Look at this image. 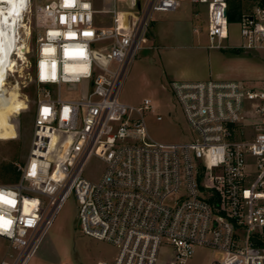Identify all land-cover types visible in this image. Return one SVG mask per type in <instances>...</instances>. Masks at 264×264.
<instances>
[{
    "label": "built area",
    "instance_id": "2783aa9c",
    "mask_svg": "<svg viewBox=\"0 0 264 264\" xmlns=\"http://www.w3.org/2000/svg\"><path fill=\"white\" fill-rule=\"evenodd\" d=\"M32 1L18 0L17 42L25 48L9 55L28 65L26 79L18 67L3 79L20 89L29 80L35 109L20 178L0 183V237L9 243L0 264H28L71 195L83 233L118 250L96 264H157L164 247V264H185L201 247L224 254L214 264H264V82L171 80L190 136L155 140L146 120L152 100L129 104L120 91L153 14L187 0H112L100 10L92 0H45L34 9ZM189 1L206 6L210 48L264 50V6L238 15L235 46L224 44L228 0ZM99 13L110 14L111 25L99 26ZM63 85L82 92L65 98ZM92 160L101 166L97 178L86 174Z\"/></svg>",
    "mask_w": 264,
    "mask_h": 264
},
{
    "label": "rangeland",
    "instance_id": "374dc122",
    "mask_svg": "<svg viewBox=\"0 0 264 264\" xmlns=\"http://www.w3.org/2000/svg\"><path fill=\"white\" fill-rule=\"evenodd\" d=\"M44 1L33 0L32 9L39 2ZM92 1L95 8L99 10L112 7V0ZM236 1L240 3L241 12H248L256 6L264 5V0ZM117 8L119 10L130 9L125 2H119ZM165 14L167 13L156 12L153 14L147 34L148 43L131 64L120 91V100L138 105L145 98H150L155 111L146 115L149 133L155 140L173 142L188 139L190 130L184 114L170 90L171 79H261L264 78V50L245 51L240 49L250 55H242L241 59L235 55L231 48H209L206 6L193 4L189 0L184 1L177 12L173 13L177 26L168 34L166 33L164 39L156 42L153 40L155 36L151 33L155 25L160 23L161 16ZM29 16L31 20H34L32 13ZM96 19L99 26L106 27L112 23L110 14L99 13L96 15ZM230 22V38L224 44H240L239 20L235 18ZM193 28H198V31L194 32ZM190 38L191 40H189ZM151 41L155 43L156 47L149 49ZM170 44L172 47L164 48L165 45ZM28 58L33 61L32 52L28 54ZM19 69L23 75L19 79L24 81L29 67L23 65ZM263 82L264 79L254 85H261ZM81 90L80 85H63L61 94L65 98H77L80 96ZM20 92L26 99L25 105L20 106L14 113L0 112V183L2 184L14 183L20 178L33 134L35 109L33 84L29 80H27V86H23L21 83ZM157 112L164 115V120L156 119ZM100 168L99 161L92 160L86 170L87 176L97 178ZM45 242H48L57 251L54 264H96L104 260L112 261L118 252L114 245L83 233L78 219V201L74 195L69 196L65 201L42 244ZM2 251L0 249V259ZM170 252L169 247L161 248L157 264H164ZM35 256L28 264H35ZM223 256L221 251L201 247L185 264H214V261L221 260Z\"/></svg>",
    "mask_w": 264,
    "mask_h": 264
},
{
    "label": "bare ground",
    "instance_id": "6f19581e",
    "mask_svg": "<svg viewBox=\"0 0 264 264\" xmlns=\"http://www.w3.org/2000/svg\"><path fill=\"white\" fill-rule=\"evenodd\" d=\"M17 4L18 0H0V112L4 113H14L26 103L19 85L12 87L3 85L7 71H16L17 67L23 66L16 58H9L12 50L17 46L20 47V52H24L25 48L21 46V42H17L18 28L24 26L22 16L20 13L16 14ZM7 41H9L8 47H6Z\"/></svg>",
    "mask_w": 264,
    "mask_h": 264
},
{
    "label": "crops",
    "instance_id": "0c3cea01",
    "mask_svg": "<svg viewBox=\"0 0 264 264\" xmlns=\"http://www.w3.org/2000/svg\"><path fill=\"white\" fill-rule=\"evenodd\" d=\"M178 10V9H177ZM166 12L167 14L161 16V20L160 23H158L157 25H155V27L153 28L152 31V35L155 36V38L153 37V40H156V42L159 40L164 39L165 34L169 33L171 30H173L174 27L177 26V22L174 20L173 18V13L177 12ZM201 28V27H200ZM194 32L198 31V28H193ZM191 40V38L189 39ZM151 45L149 46V49H151L152 47H156L155 43H150ZM239 44H236L235 46H237ZM166 47H172V44L170 45H165L164 48ZM209 47V45H208ZM210 48V47H209ZM234 50V53L236 56L241 57L242 55H248V52H244L240 49L237 48H231ZM245 51H249V50H245ZM242 59V57H241ZM173 79H179V80H186V79H182V78H173ZM171 79V80H173ZM264 78H258V79H242V80H238V79H218V80H237V81H241V82H245L248 84H259V82L261 80H263ZM9 246L8 243L5 239L0 237V249H2V256L1 259L3 258L4 254L6 253V251L8 250ZM57 256V251L55 249H53L50 244H48V242H45L44 244H42L39 252L37 253V255L35 256V264H54L56 257ZM0 259V261H1Z\"/></svg>",
    "mask_w": 264,
    "mask_h": 264
},
{
    "label": "trees",
    "instance_id": "16d2710c",
    "mask_svg": "<svg viewBox=\"0 0 264 264\" xmlns=\"http://www.w3.org/2000/svg\"><path fill=\"white\" fill-rule=\"evenodd\" d=\"M228 3H229V9H230L229 20L234 21L235 18H237V16L242 13L241 6H240V3H238L236 0H228Z\"/></svg>",
    "mask_w": 264,
    "mask_h": 264
},
{
    "label": "snow or ice",
    "instance_id": "6c2138e0",
    "mask_svg": "<svg viewBox=\"0 0 264 264\" xmlns=\"http://www.w3.org/2000/svg\"><path fill=\"white\" fill-rule=\"evenodd\" d=\"M85 35H90L89 33H85ZM45 111H47V109H45ZM0 199H2V197H0ZM9 203H11V201H9Z\"/></svg>",
    "mask_w": 264,
    "mask_h": 264
},
{
    "label": "water",
    "instance_id": "95a60500",
    "mask_svg": "<svg viewBox=\"0 0 264 264\" xmlns=\"http://www.w3.org/2000/svg\"><path fill=\"white\" fill-rule=\"evenodd\" d=\"M237 19H239V16H237Z\"/></svg>",
    "mask_w": 264,
    "mask_h": 264
}]
</instances>
